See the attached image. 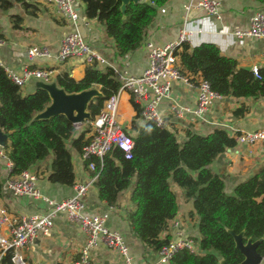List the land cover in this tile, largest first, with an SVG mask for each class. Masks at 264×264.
Wrapping results in <instances>:
<instances>
[{"label":"trees","instance_id":"trees-1","mask_svg":"<svg viewBox=\"0 0 264 264\" xmlns=\"http://www.w3.org/2000/svg\"><path fill=\"white\" fill-rule=\"evenodd\" d=\"M76 1L82 6L85 18L104 27L118 56H124L140 46L146 28L168 0L130 3L124 14L118 0ZM256 1L264 5V0ZM15 5L21 7L25 17L32 19L46 11L32 0H0V14L7 15ZM23 21V16H8L15 30L21 29ZM176 56L184 73H199L221 97L264 98V67L259 68L255 76L248 69L238 68L236 60L224 57L210 43L195 47L183 43ZM55 83L66 94L99 87L100 96L92 98L86 107L89 120L100 114L104 102L120 87L112 69L101 70L96 64L85 66L80 79L60 72L55 76ZM21 90L0 66V133L7 139L5 150L12 164L10 176L31 170L52 154L48 181L72 187L75 178L70 149L81 154L89 141L85 138L89 129L77 135L76 126L63 115L35 119L50 105L51 99L44 89L25 95ZM132 105L140 120L139 105L133 101ZM132 138L130 159L119 149L112 148L101 160L95 157L85 160L84 166L95 165L93 184L98 199L107 206H115L119 194L130 191V209L125 211L124 219L141 243L154 253L169 244V222L178 212L176 196L170 190L173 183L182 190L185 200L193 201L191 216L197 218L199 233L195 240L203 254L179 250L169 264H219V259L226 264H240L244 256L235 247L229 232L242 234L243 243L259 241L257 252L264 264V166L238 183L232 195H227L224 182L209 168L218 155L236 145L225 130L216 129L208 135L188 131L186 139L179 142L166 128L141 121ZM2 189L0 178V197ZM1 264H10L9 254L2 258Z\"/></svg>","mask_w":264,"mask_h":264},{"label":"crops","instance_id":"crops-1","mask_svg":"<svg viewBox=\"0 0 264 264\" xmlns=\"http://www.w3.org/2000/svg\"><path fill=\"white\" fill-rule=\"evenodd\" d=\"M39 2L45 13L38 18L25 17L21 7L15 5L7 16L1 15L0 28L5 32L2 40L6 42L0 47V65L20 75L24 67L30 69H50L53 71L49 82L30 80L21 90L22 94H30L45 84L55 83V76L60 72H67L71 77L80 79L83 76L85 65L80 59H71L65 63L57 64L54 60H33L27 58V48L34 45H42L48 48L52 55L58 49L60 39L72 30L64 20L55 15L53 9ZM219 2L220 18L207 15L203 10L195 7L196 0H168L163 6L165 13L157 10V15L146 28L143 41L140 46L124 55L118 56L111 39L104 33V27L95 20H90L92 28V41L95 43L97 53L105 60V65H97L104 70L112 67L119 72H127L133 76H140L148 66V50L145 43L150 41L154 44L164 45L178 39L182 28L189 31L187 44L190 47L202 43L215 45L221 55L236 60L238 68L248 69L252 66L264 67V39L237 38L236 31H246L250 25V17L260 11L264 14V5L256 0H217ZM82 8V6H81ZM20 15L24 17L19 35L10 31L8 22L9 15ZM48 16L54 23L47 24L45 18ZM29 19L33 20L30 25ZM43 21L41 23L40 20ZM59 23H58V22ZM37 22L38 24L37 26ZM38 35L39 37L34 38ZM9 39V40H8ZM36 40V41H34ZM8 45V46H7ZM8 47V48H7ZM98 94L99 87L94 86ZM196 89L182 82H173L171 85L170 98L163 99L157 111L165 122V128L172 132L179 142L186 139V133L192 132L199 135H208L216 129H223L233 137L234 132H252L264 129V98L235 99L222 97L213 101L212 107L203 120H197L192 113H184L182 117H176L172 108L193 109L196 103ZM118 121L129 134H135L141 123L136 118L132 105V98L126 92L119 94L117 108ZM89 133L85 138L90 137ZM77 135L84 130L76 128ZM237 130V131H236ZM8 144V143H7ZM72 166L74 172V184H86L91 180L92 170L85 168L75 150L70 149ZM80 160V161H79ZM6 160L0 158V178L3 181V189L0 197V208H5L15 216H29L46 210V205L40 200H34L28 196H13L6 188L5 170ZM264 166V154L258 146H241L228 149L218 155L209 165V168L228 185V192L249 177L256 174ZM37 177L36 187L44 195L55 200H62L73 195V186H61L51 184L48 181L50 174V163L47 161L38 163L31 170ZM170 190L175 194L178 203V212L173 220L169 222V234L174 231L172 225L178 222L179 229L191 238H198V224L194 213L193 201L185 200L182 190L175 184L170 183ZM129 190L119 194L115 206H107L97 196L94 184H91L86 196L83 198L86 209L85 213H108L105 225L119 232L128 247L133 264H161L157 253L149 250L130 231L128 223L124 219V213L130 209ZM6 235V232L3 233ZM85 235L81 228L69 222L65 214H59L54 219V225L46 236L39 237L34 244L25 250L27 264H75L80 259L81 250L85 244ZM222 259H219L221 263ZM89 264H122L120 256L103 245L99 244L89 251Z\"/></svg>","mask_w":264,"mask_h":264},{"label":"built area","instance_id":"built-area-1","mask_svg":"<svg viewBox=\"0 0 264 264\" xmlns=\"http://www.w3.org/2000/svg\"><path fill=\"white\" fill-rule=\"evenodd\" d=\"M44 6L51 7L58 18L64 20L72 27V30L64 35L58 45L55 55H52L47 47L34 45L27 48L26 54L29 61L54 60L57 64L65 63L71 59H80L85 66L105 65V60L97 53L95 43L91 35L90 20L85 18L81 5L76 0H41ZM195 7L203 10L207 15L220 18L219 2L217 0H196ZM159 12L165 13V8L160 7ZM250 25L246 31H236L237 38L264 39V14L257 11L250 17ZM189 31L182 28L178 39L164 45L146 42L148 50V66L140 76H133L127 72L113 70L115 79L120 83L118 91L108 98L100 114L88 124L91 130L88 143L83 147L80 160L83 162L95 157L101 160L112 148L119 149L126 159L131 158L133 150V138L118 121L117 108L119 94L128 93L132 101L140 107V120L153 122L160 128H165V122L157 111L159 103L163 99L170 98L173 82H182L196 89V103L191 110L189 108H172L176 117H182L184 113H192L197 120H203L212 107L213 101L222 97L214 93L209 83L201 75L184 73L179 64L176 52L183 43H187ZM6 42L0 39V47ZM1 66V65H0ZM2 67V66H1ZM10 80L23 89L30 80L49 82L53 71L50 69H30L24 67L20 75L3 67ZM258 66H252L250 71L257 76ZM235 147L258 146L264 154V129L252 132H234ZM237 131V130H236ZM6 146L0 145V158L6 160L5 170L7 178L6 188L13 196H28L34 200H40L46 205V210L29 216H15L5 208H0V264L4 256L9 254L10 264H27L25 250L30 248L41 236H46L54 225V219L59 214H65L66 219L78 225L85 235V244L80 253V259L75 264H89V251L101 244L108 250L116 252L122 264H133L128 247L123 236L105 225L108 213H85V203L88 187L93 184L95 175L86 184H74L73 195L62 200H55L42 194L36 187L37 177L31 171H23L19 175L10 176L12 164L7 158ZM92 172L95 165L89 163L87 167ZM178 222L172 225L174 229L169 244L163 247L157 254L159 263L169 264L172 256L179 250H187L189 253L202 255L198 241L188 237L179 229ZM6 232V235L3 233Z\"/></svg>","mask_w":264,"mask_h":264},{"label":"water","instance_id":"water-1","mask_svg":"<svg viewBox=\"0 0 264 264\" xmlns=\"http://www.w3.org/2000/svg\"><path fill=\"white\" fill-rule=\"evenodd\" d=\"M121 2L120 11L124 14L125 8L130 3H147L149 0H118ZM55 86V85H54ZM47 91L51 103L45 108L44 111L39 113L35 119H48L53 116L63 115L72 124H78L85 119H89V114L86 111V107L92 98L100 96L95 89H89L76 94H66L62 89L58 88V91L50 93L49 90L44 86L43 88ZM7 139L0 133V145L6 146ZM232 234L235 247L242 253L244 260L240 264H261L263 258L257 252V245L259 241L251 242L248 240L243 243L242 234L234 235ZM219 264H226L224 260H221Z\"/></svg>","mask_w":264,"mask_h":264},{"label":"rangeland","instance_id":"rangeland-1","mask_svg":"<svg viewBox=\"0 0 264 264\" xmlns=\"http://www.w3.org/2000/svg\"><path fill=\"white\" fill-rule=\"evenodd\" d=\"M46 12V11H45ZM55 13V12H54ZM8 14V13H7ZM45 14H48V13H45ZM56 15V14H55ZM0 16H1V14H0ZM7 16V15H6ZM41 18H45V20H43V21H45L47 24H52V23H54L53 22V20H51L48 16H42ZM40 20V19H39ZM0 21H1V18H0ZM41 21V23H43V21L42 20H40ZM29 22H30V25H32L33 24V20H31V19H29ZM58 22V21H57ZM59 23V22H58ZM37 24V26H38V24H40L39 22H37L36 23ZM41 25V24H40ZM15 31L14 33L16 34V35H19V33H18V30H15V29H13L12 27H11V25H10V31ZM3 32H5V36L7 37V35H8V33H6L7 31H3V28L1 29L0 28V33H3ZM37 37H39L38 35H36V36H34V38H37ZM108 38V37H107ZM9 40V39H8ZM34 41H36V40H34ZM8 46V45H7ZM8 48V47H7ZM67 62V61H66ZM88 122H89V119H85V120H83L82 122H80V123H78V124H75V126H76V128H83V129H87V128H89V124H88ZM45 161H47V162H51L52 161V154H50L49 155V157L45 160ZM80 161V160H79ZM44 162V161H43ZM224 192L227 194V195H232V191L231 192H228V185L227 184H225V188H224Z\"/></svg>","mask_w":264,"mask_h":264},{"label":"bare ground","instance_id":"bare-ground-1","mask_svg":"<svg viewBox=\"0 0 264 264\" xmlns=\"http://www.w3.org/2000/svg\"><path fill=\"white\" fill-rule=\"evenodd\" d=\"M44 86L50 91V93L58 91V87L54 86L53 84H45Z\"/></svg>","mask_w":264,"mask_h":264}]
</instances>
